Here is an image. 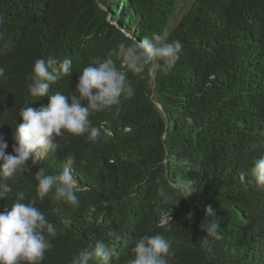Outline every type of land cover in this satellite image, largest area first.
<instances>
[{"label":"trees","instance_id":"trees-1","mask_svg":"<svg viewBox=\"0 0 264 264\" xmlns=\"http://www.w3.org/2000/svg\"><path fill=\"white\" fill-rule=\"evenodd\" d=\"M174 4L0 0V134L7 153L22 122L19 109L48 103V96L29 94L37 58L72 60V74L49 89V95H70L88 64L111 57L120 66L118 46L131 44V37L167 32L169 42L183 43L168 74L128 72L134 95L90 117L101 130L95 143L69 135L60 149L35 164L29 160V170L8 181L13 191L0 200V211L11 208L18 191L25 202L35 196L40 169L58 173L68 153L76 157L71 174L79 206L48 197L37 203L63 230L42 264H70L92 235L119 252L111 264H126L130 242L155 233L172 243L170 264H264V188L240 180L253 158L264 155V0H192L167 28ZM187 181L193 192L182 197ZM209 207L207 219L224 238L205 244L199 224ZM168 214L172 222L158 227Z\"/></svg>","mask_w":264,"mask_h":264},{"label":"clouds","instance_id":"clouds-1","mask_svg":"<svg viewBox=\"0 0 264 264\" xmlns=\"http://www.w3.org/2000/svg\"><path fill=\"white\" fill-rule=\"evenodd\" d=\"M0 23L3 19L0 18ZM132 43L121 42L116 53L120 66L111 57L94 61L79 71L77 83L70 95L55 92L49 95L51 85L73 72L72 60L58 61L55 57L37 58L32 65L28 84L30 96L39 99L48 96L47 105L33 108L25 104L19 109L22 122L14 127L12 153L5 137L0 134V200L13 191L8 181L26 168L28 161L35 164L43 160L49 152L61 148V140L67 136H84L87 141L95 143L101 136V130L94 126L90 117L98 112L110 110L121 103V98H131L134 89L128 79V72L141 74L156 70L168 74L179 61L183 52L180 40L169 42L168 33L152 34L142 40L131 37ZM7 47V45H5ZM126 69V70H124ZM5 69L0 67V77ZM191 124V120H188ZM66 146V143H65ZM61 171L47 174L40 169L34 174L36 181L35 196L25 202V193H15L16 200L11 208L0 211V264H42L45 254L52 247V241L62 234V229L49 221L46 214L37 207L46 197L54 202H64L73 207L79 206L76 195L80 191L78 181L71 174L76 163L73 153H68ZM240 180L245 186L255 185L264 188V155L253 158L247 173H241ZM191 181H187L191 190ZM179 188V186L174 185ZM161 196L165 193L161 190ZM211 208L205 210L199 228L206 235L201 239L207 244L211 237L217 241L224 238L221 227L207 219ZM192 214H188L191 220ZM172 222L171 214L161 221L158 227ZM95 240L93 245L92 241ZM131 256L126 264H170L174 255L169 239L161 233L144 234L130 242ZM114 246H109L103 239L93 235L85 241L71 258L70 264H111L113 258L119 257Z\"/></svg>","mask_w":264,"mask_h":264},{"label":"rangeland","instance_id":"rangeland-1","mask_svg":"<svg viewBox=\"0 0 264 264\" xmlns=\"http://www.w3.org/2000/svg\"><path fill=\"white\" fill-rule=\"evenodd\" d=\"M192 0H175L174 9L168 18L167 28L174 26L181 15L188 9Z\"/></svg>","mask_w":264,"mask_h":264}]
</instances>
